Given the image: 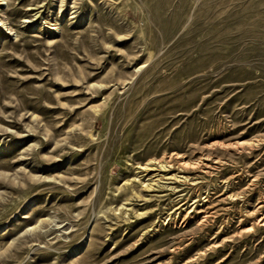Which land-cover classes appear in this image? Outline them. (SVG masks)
Masks as SVG:
<instances>
[{"label":"rangeland","instance_id":"obj_1","mask_svg":"<svg viewBox=\"0 0 264 264\" xmlns=\"http://www.w3.org/2000/svg\"><path fill=\"white\" fill-rule=\"evenodd\" d=\"M0 264H264V0H0Z\"/></svg>","mask_w":264,"mask_h":264},{"label":"bare ground","instance_id":"obj_2","mask_svg":"<svg viewBox=\"0 0 264 264\" xmlns=\"http://www.w3.org/2000/svg\"><path fill=\"white\" fill-rule=\"evenodd\" d=\"M182 164H183V163H182ZM184 164H185V163H184ZM160 165H161V164H160ZM187 166H188V165H187ZM166 167H167V165H164V166L162 165V168L165 169ZM208 214H209V213H208ZM191 217H192V216H191ZM193 261H194V260H193ZM190 262H192V261H190ZM190 262H189V263H190Z\"/></svg>","mask_w":264,"mask_h":264}]
</instances>
